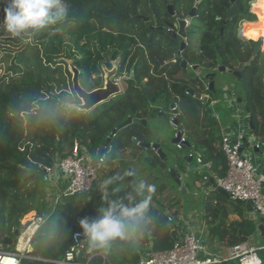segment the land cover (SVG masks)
I'll use <instances>...</instances> for the list:
<instances>
[{
    "label": "trees",
    "instance_id": "trees-1",
    "mask_svg": "<svg viewBox=\"0 0 264 264\" xmlns=\"http://www.w3.org/2000/svg\"><path fill=\"white\" fill-rule=\"evenodd\" d=\"M250 1L236 0L232 4L231 0H68L72 18L31 35V42L16 57L19 75L7 83L0 78V252H22L23 245L20 248L12 229L32 212L35 202L42 199L46 168L72 155L75 147L100 155L113 131L129 118L133 123L110 141L109 152L142 153L144 149L139 144L152 143L153 140L148 126H144L142 121L162 111L163 106L167 105L171 110V106L176 105L177 127L180 130L183 125L187 145L194 152L201 153L203 163L210 164L217 177L226 176L227 159L221 147L222 127L220 132L209 128V110L202 111L199 104L205 103L186 91L202 96L215 94L216 91L209 90L206 75L223 74L219 72L221 67L236 71L240 63L251 60L255 43L239 39L237 30L242 22L248 21L242 29V36L249 40H264V0H256L253 5L257 21L250 12ZM198 2L201 5L194 23L190 25L194 29H188L187 46L180 56L183 40L158 28L166 29L176 19L170 15L169 5L173 6L179 18L185 19ZM230 9L231 18L228 16ZM144 18L149 21L145 22ZM195 35L197 40H193ZM171 55H175V60L167 62ZM183 61L188 63L187 70L183 69ZM70 63L79 70L80 85L85 91L90 93L103 88L105 71L116 69L115 80H123L124 92L53 129L33 132L19 127L16 119L21 114L8 107L10 101L15 99L26 103L38 96H54L73 89ZM195 67L197 70H193ZM189 71L192 73L190 77ZM242 74L248 100L241 101L250 109L254 126L251 132L263 139V78L256 64L246 68ZM209 104L208 100L206 106ZM28 122L33 123L31 119ZM191 137L196 140H191ZM144 151L149 153L148 162L153 166L161 164L163 169L167 168L155 151ZM185 159L188 160L189 155ZM104 170L102 167L101 171ZM204 181L210 184L209 180ZM99 194L97 189L94 204L87 202L91 193L62 197L31 244L43 226L49 225L50 216L56 211L61 212L59 236L47 249L36 250L32 246L31 258L24 260L23 264H56L62 260L72 244L74 233L82 231L79 220L97 215L96 209L101 206ZM42 210L47 211L45 204ZM165 214L153 211L150 221H146L137 238L142 244L149 240L153 242L156 252L169 250L175 243L174 231L168 221L171 217ZM245 228L244 234L228 235L223 244L234 246L247 242L250 234ZM109 250L118 256L117 264L140 262V252L133 244H116Z\"/></svg>",
    "mask_w": 264,
    "mask_h": 264
},
{
    "label": "rangeland",
    "instance_id": "rangeland-1",
    "mask_svg": "<svg viewBox=\"0 0 264 264\" xmlns=\"http://www.w3.org/2000/svg\"><path fill=\"white\" fill-rule=\"evenodd\" d=\"M255 2L256 0H251L249 4L250 12L256 17L257 21V13H255L253 6ZM5 6V0H0V19L3 18V8ZM247 23L249 22L246 21L240 24L238 30L239 36H242V29ZM195 25L198 26V21H196ZM190 27V30L194 29L193 26ZM193 40H197V35L194 36ZM30 42L31 35H26L23 38H14L10 36L2 27H0V78H2L5 83L9 82L13 77L19 75L20 67L16 63V57L17 54L21 52ZM263 49L264 43L262 50ZM262 50L260 54V64H256V66L259 67V75L261 78L264 76V58ZM191 75L192 73L189 71L188 77ZM208 97L210 103L208 107L205 102V104L202 102L199 104L202 105V111L208 112L209 110V128H212L214 131L219 130L220 132V128L225 127L224 124L238 122L237 117H235L236 114L229 110V104L224 99L226 98V100L231 101L233 97L235 99L237 97L236 103L244 112L243 106H245V102L244 104L242 103V106L238 104V100H248V91L242 80H236L231 75L223 73L217 76L216 93H212ZM215 101L218 103H215ZM162 111H159L156 114H151L152 116L150 115L147 119V126L152 133V144H159L160 149L166 155V159H163L160 155L158 156L167 168L163 169L161 164L153 166L152 163L148 162L149 153H146L144 150L147 149L144 148L142 153H140V151H136L135 153H120L118 151L109 152L106 156H109L110 159L104 167V172H99L98 182L90 192L91 196L87 199V202L91 204L96 202L94 194L98 189L100 181L105 175L110 172H118L121 174L125 172H132L133 176L125 177V180L121 183L122 191L117 194L116 198L120 199L125 195L127 189L129 188V183L127 181L132 179L136 181L142 180L146 184L154 185L155 192L151 194V207L147 221L150 220L153 211H157L161 215H164L165 212V215L172 217V222L168 220L171 223L169 226L172 231L179 233L182 230L191 229L195 232H199L203 228L206 234L208 232L206 235V241L213 243L215 246L223 245L226 237L230 234H244L243 229L239 227L240 224H246L248 228L250 226L252 227L251 229H253L255 227V222H250L248 218L254 219V214L248 213L242 204H239L236 201L233 202L230 199L221 196L219 191L212 193L211 187L203 179L202 175L204 174L199 173L200 171H198L196 161H194V163H189L185 159L188 157L189 153H186L184 150L177 149V145L174 143L177 132L181 131L185 136L187 134L183 125L178 131L174 129L172 120L176 117L174 116L172 109L170 110L169 106H163ZM243 115H246V113L244 112ZM246 133L249 137L253 135V132L248 129L246 130ZM258 137L257 139L261 140ZM191 140L195 141L196 139H192L191 137ZM261 148L264 151V145H262ZM252 150L249 152H252ZM194 153L196 159L197 153L199 152ZM132 154H137V156H139L137 159H133ZM91 156L96 158L97 152L91 154ZM173 169L182 173V187L184 189L175 185L177 184L175 183L176 180L172 178L171 174V170ZM185 174L190 177L193 183V185L188 186L187 188L185 184H190V180ZM43 186L42 199L35 202V208L32 212L20 220L19 225L12 229L15 236L16 232L19 233V237L16 236L15 238H17L20 243V248L23 245L22 252L28 244L32 245L36 250H38L37 248L47 249L60 234L58 220L60 219L61 212L56 211L52 214V216H50L49 225L46 223L43 228L41 227L42 230L37 234V238L34 243L31 244L32 238L40 228L37 227L38 224L33 225V222L38 217L47 220L49 215L54 212L56 205L61 203L60 200L62 197H60V192L55 186L48 182H43ZM100 195L101 194H99V197ZM43 204L46 205L47 211L42 210ZM13 231H11V234H13ZM246 239L250 246L258 248L264 247V241L258 231L248 235ZM136 243L137 242L135 241L133 245L136 246ZM106 253L110 260V264H117L118 256L112 250H107ZM259 256L264 260V251H260Z\"/></svg>",
    "mask_w": 264,
    "mask_h": 264
},
{
    "label": "built area",
    "instance_id": "built-area-1",
    "mask_svg": "<svg viewBox=\"0 0 264 264\" xmlns=\"http://www.w3.org/2000/svg\"><path fill=\"white\" fill-rule=\"evenodd\" d=\"M116 82L120 83L121 79ZM236 99L233 97L228 101L225 98L226 102L233 106L232 111L237 117L241 116L243 111L238 107ZM246 120V123L250 122ZM227 130L222 136L221 143L227 159V174L215 180L216 188L226 192L231 200L250 205L254 213L264 219V169L246 153L252 142L249 143L250 141L241 133L235 135L231 126ZM180 133L176 145L179 150H183L187 146V138L183 132ZM260 147V144L253 145L254 150H259ZM190 156L194 158L195 154L191 152ZM103 157L105 155L93 158L87 150L75 147L72 155L57 160L54 166L45 169L43 180L55 186L60 192V197L88 194L98 182V174L102 169L98 161ZM196 160L198 164H203L200 156L197 155ZM64 181L67 182L65 188ZM38 220L42 225L46 222L44 219H37L33 224L37 225ZM40 226L37 225L38 228ZM80 232L74 233L69 250L56 264H110L106 255L100 252L88 253L86 242L79 235ZM179 234L171 249L145 253L141 256L139 264H264V260L259 256L264 247H253L245 242L212 253L200 233L188 229L180 231ZM29 246L30 244L18 254L0 252V264H23L24 260L31 258ZM97 260L101 262L98 263Z\"/></svg>",
    "mask_w": 264,
    "mask_h": 264
},
{
    "label": "clouds",
    "instance_id": "clouds-1",
    "mask_svg": "<svg viewBox=\"0 0 264 264\" xmlns=\"http://www.w3.org/2000/svg\"><path fill=\"white\" fill-rule=\"evenodd\" d=\"M5 2L0 27L14 38L34 35L72 18L68 0H5ZM87 106H89L87 95L79 89H66L54 96L51 94L38 96L26 103L13 99L8 105L21 114L16 119L17 125L33 132L53 129L61 123H66L82 115L83 109ZM29 119L33 123L29 124ZM191 152L193 149L188 154L189 158ZM109 159V156L101 158L98 161L99 166L105 167ZM132 176V172L123 174L110 172L100 181L98 192L101 194V206L96 209L97 215L94 218L84 217L79 220V227L82 230L79 235L84 238L89 254L106 252L116 244L121 246L134 244L143 231L155 186L132 179L127 181L129 188L125 195L117 199V194L122 191L121 183L125 177Z\"/></svg>",
    "mask_w": 264,
    "mask_h": 264
},
{
    "label": "water",
    "instance_id": "water-1",
    "mask_svg": "<svg viewBox=\"0 0 264 264\" xmlns=\"http://www.w3.org/2000/svg\"><path fill=\"white\" fill-rule=\"evenodd\" d=\"M231 3L235 4L236 0H231ZM200 5H201V2H198L195 5L193 10L189 14L188 18H186L184 20L183 19H177V27L173 26V25H168V27L166 29V31H168L169 29H172V30H169V31L172 32V36L174 38L180 37V38H182L184 40V42L182 43V46H181V50L179 52L180 56L182 55V52L186 49L187 43L185 41L187 39V31H188V28L191 25L192 20L195 19V17L197 16V11H198V8L200 7ZM173 9L174 8H173L172 5L168 6V10H169L170 15L175 16V13H174ZM231 11H232V9L229 10V15H230ZM144 20H145V22L149 21V19H147V18H144ZM158 30L159 31H163L164 28L161 27V28H158ZM262 44H263V41H260L255 46L253 57L251 58V60L246 62V63L239 64L238 69L236 71H233V70L227 71L225 67H221V68H219V72L220 73H226L227 72V73L233 75L235 78H237L239 80H242V78H243L242 72L246 68H249V67H251L253 65L255 57L258 56L259 49L261 48ZM174 58H175V56H171L168 59V61H172V60H174ZM164 64H166V63H164ZM182 66H183L184 70L188 69V63L186 61L182 62ZM70 70H71V73L73 74V79H72L73 89H79L81 92H83V93H85L87 95V104L89 106L85 107L83 109V112H89L92 109L96 108L97 106L107 102L111 98H113V97H115V96H117V95H119V94L124 92V88H123L122 83L121 82L117 83L116 80H115L116 69H113L112 71L106 70L105 71L106 72V77H105V85H104V87L101 88V89L95 90L93 92H90V93L85 91L80 85V80H79L80 79V72H79V70L76 69L72 64H70ZM193 70H197V67L193 68ZM131 76H133V73H131ZM216 76H217L216 74L206 75V79H209V90L212 91V92L216 91L215 90V84H216L215 83V78H216ZM183 91H186V90L184 89ZM186 92L190 96L195 97L197 99H200V100H202L205 103H207L208 100H209L208 96H202L200 94H196L194 91H186ZM238 103L242 104V101L238 100ZM175 108H176V105L173 104L171 106V109H172V112H173V114H174V116L176 118H174L172 120V123H173L174 129L178 131V127H177L178 113H177ZM245 110H246L247 113H250V109L248 107H245ZM132 123H133V119L129 118L127 121L122 123L116 130L113 131V133L111 134L110 138L108 139V142H106L104 144V146H103L104 148L100 152L101 156H104L106 152H109L110 149H109L108 145H109L110 141L114 137L117 136L118 132L123 130L124 128L128 127ZM142 124L147 126V124H148L147 119L143 120ZM250 126H251V129L253 130L254 126H253V122L252 121L250 122ZM180 135H181V133L178 132L177 136H176V139L174 141L175 144H177L179 142ZM135 141H137V140H135ZM262 143L264 144V137L262 139ZM139 145L142 148H144V149L153 150V151L157 152L158 155L163 157V159H166V155L160 149V145L159 144L148 143V144H139ZM183 150L186 151V153H189L192 150V147L190 145H188ZM191 161H192V157L190 156L189 162H191ZM171 174H172V178L176 180L177 185L180 186L181 185V178H180V175H179L178 171L173 169V170H171ZM206 177H208V176H205V178ZM210 182H211V184H214V179H211ZM219 193L221 195H223L224 197H226V198H230L229 195L226 192L222 191V190H219ZM238 203H241V202H238ZM246 207L249 209V213H253L254 212V210L251 208L250 205H247ZM38 224L42 226L40 220L38 221ZM240 228H243V225H240ZM258 230L262 233V238H264V219H260V225L258 227ZM252 232L253 231L250 230V234ZM16 236L19 237V233L18 232H16Z\"/></svg>",
    "mask_w": 264,
    "mask_h": 264
},
{
    "label": "crops",
    "instance_id": "crops-1",
    "mask_svg": "<svg viewBox=\"0 0 264 264\" xmlns=\"http://www.w3.org/2000/svg\"><path fill=\"white\" fill-rule=\"evenodd\" d=\"M217 83V82H216ZM215 86H216V84H215ZM226 86V85H225ZM226 88V87H225ZM215 103H218L217 101H215ZM229 104V103H228ZM240 105H242L243 106V104H240ZM244 107V112L246 113V115H243V113L244 112H242V114H241V116H239V115H237V120H238V122H231V123H226V124H224V126L225 127H222V136H223V134L225 133V132H227L228 130V128L231 126L232 127V130L234 131V134L236 135V134H238V133H241L244 137H246L247 138V141H250L249 143H251V147H248L247 148V154L249 155V156H251L252 158H253V160L257 163V164H259L260 166H261V168H263L264 169V151L262 150V145H264L263 143H262V139L261 140H258L257 139V137L256 136H254V135H251L250 137L247 135V133H246V130L248 129V130H252L251 129V126H250V122L252 121V119H251V116L249 115V113H247L246 112V110H245V106H243ZM229 110L231 111V112H233L232 110H233V106L231 105V104H229ZM234 113V112H233ZM236 117V116H235ZM219 119V118H218ZM246 119H248L250 122L248 123L249 124V126H248V128H247V123H246ZM254 144H260V149L259 150H254L253 149V145ZM188 146V145H187ZM186 146V147H187ZM178 149V148H177ZM253 149V150H252ZM179 150V149H178ZM252 150V152H249V151H251ZM126 153H132V151H128V152H126ZM197 155L198 156H200L201 157V153L199 152V153H197ZM132 156H133V159H137V155H133L132 154ZM202 158V157H201ZM188 162H189V159L187 160ZM194 161H196V163H197V160L195 159V157L192 159V161L191 162H193L194 163ZM202 161H203V159H202ZM191 162H189V163H191ZM197 165V168H198V171H200L199 173H203V174H205L204 176H203V179L204 180H209V182H210V180L211 179H214V184H211V182H210V184H208L210 187H211V192L212 193H214V192H217V191H219V189H217L216 188V185H215V180L217 179V178H220V177H217L218 175L216 174V172H214L213 170H212V168H211V166H210V164H196ZM176 170V169H175ZM177 171V170H176ZM178 173H179V175H180V178H181V185L180 186H178V187H180V188H183L182 187V177H183V175H182V173H180L179 171H178ZM186 176H187V178L190 180V184H185L186 185V188L188 187V186H191V185H193V183H192V180L190 179V177L187 175V174H185ZM205 176H208V177H206L205 178ZM64 183V185H63V187L65 188L66 186H67V182L66 181H64L63 182ZM176 183V182H175ZM177 185V184H176ZM209 188V187H208ZM184 189V188H183ZM221 195V194H220ZM221 196H223V195H221ZM224 197V196H223ZM228 199H230V198H228ZM231 200V199H230ZM231 201H233V200H231ZM234 202V201H233ZM238 203V202H237ZM239 204H242L243 206H244V208L246 209V211L249 213V209L246 207L247 206V204H243V203H239ZM250 214H254V219H252V218H248L249 219V221L250 222H255V227L253 228V229H251L252 227H249V228H245L244 227V225L243 224H240V225H243V228H241V229H246L248 232H249V234H250V230H252L253 232L251 233V234H253V233H255L256 231H258L259 232V235L261 236V238H262V233L258 230V227H259V225H260V219H262L259 215H257V214H255L254 212L253 213H250ZM37 219H42L43 220V218H37ZM36 219V220H37ZM171 220H172V217L170 218ZM39 221V220H38ZM150 221V220H149ZM148 221V222H149ZM170 221V220H169ZM172 222V221H171ZM38 224V223H37ZM34 225V224H33ZM39 225V224H38ZM240 225H239V227H240ZM198 233H200L201 234V236L203 237V240H204V242H205V245L208 247V249H209V251L210 252H212V253H216V252H218L219 250H221V249H223V248H225V245L223 244V245H221V246H215L213 243H209V242H207L206 240H207V238H206V235L208 234V232H207V234L205 233V231H204V229L202 228L201 229V231H199ZM250 234V235H251ZM179 233H175V232H173V236H174V240L176 241V239L177 238H179ZM262 240L264 241V238H262ZM136 248L139 250V252H140V255L142 256L143 254H145V253H148V252H150V251H154L153 250V242H151L150 240H149V242L147 243V244H142V243H140L138 240H136ZM226 247H230V246H226ZM28 249L30 250V251H32L33 250V247H32V245H30L29 247H28Z\"/></svg>",
    "mask_w": 264,
    "mask_h": 264
},
{
    "label": "flooded vegetation",
    "instance_id": "flooded-vegetation-1",
    "mask_svg": "<svg viewBox=\"0 0 264 264\" xmlns=\"http://www.w3.org/2000/svg\"><path fill=\"white\" fill-rule=\"evenodd\" d=\"M170 6V5H169ZM174 10V9H173ZM231 10V9H230ZM174 13H175V16H173V17H175L176 19H175V21H174V23H173V26H176L177 27V19H181V18H179L178 16H177V14H176V11L174 10ZM231 13V12H230ZM172 16V15H171ZM228 16H229V18H231V16L229 15V12H228ZM188 18V17H187ZM186 19V18H185ZM184 20V19H183ZM194 20V19H193ZM193 20H192V22H193ZM192 22H191V24H192ZM168 25H172V24H168ZM161 28V27H160ZM151 30H154V28H150ZM167 29V28H166ZM166 29H164V30H166ZM169 30H172V29H169ZM168 30V31H169ZM238 30H239V28H238ZM238 30H237V37L239 38V39H241L242 41H251V40H247L244 36H239V34H238ZM170 33H171V35H172V32L171 31H169ZM178 38H180V37H178ZM180 40L182 41L183 39L182 38H180ZM183 42H184V40H183ZM183 42H181V46H182V43ZM186 42V41H185ZM252 42H254L255 43V45H254V47H252L253 48V53H254V49H255V46L260 42V40L259 41H252ZM261 50H262V46H261V48L259 49V54H258V56H256L255 57V60H256V63L255 64H260V60H261V57H260V54H261ZM171 56H175V55H171ZM170 56V57H171ZM169 57V58H170ZM168 58V59H169ZM174 60H175V58H174ZM174 60H172V61H174ZM255 60H254V62H255ZM167 62H170V61H168L167 60ZM254 62H253V64H254ZM166 63V62H165ZM241 64V63H240ZM239 66V65H238ZM238 66H237V69H238ZM121 83H122V85H124L123 84V82H122V80H121Z\"/></svg>",
    "mask_w": 264,
    "mask_h": 264
},
{
    "label": "bare ground",
    "instance_id": "bare-ground-1",
    "mask_svg": "<svg viewBox=\"0 0 264 264\" xmlns=\"http://www.w3.org/2000/svg\"><path fill=\"white\" fill-rule=\"evenodd\" d=\"M260 41H263V43H264V40H260ZM262 48H263V44H262Z\"/></svg>",
    "mask_w": 264,
    "mask_h": 264
}]
</instances>
